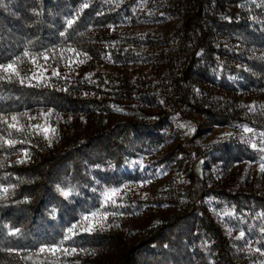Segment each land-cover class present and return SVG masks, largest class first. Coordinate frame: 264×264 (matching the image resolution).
<instances>
[{"label":"trees","instance_id":"obj_1","mask_svg":"<svg viewBox=\"0 0 264 264\" xmlns=\"http://www.w3.org/2000/svg\"><path fill=\"white\" fill-rule=\"evenodd\" d=\"M17 57L0 72V118L24 127L0 120L16 141H0V264H33L97 211L76 254L33 260L264 264V0H0V64Z\"/></svg>","mask_w":264,"mask_h":264},{"label":"snow or ice","instance_id":"obj_2","mask_svg":"<svg viewBox=\"0 0 264 264\" xmlns=\"http://www.w3.org/2000/svg\"><path fill=\"white\" fill-rule=\"evenodd\" d=\"M84 7H88V5L85 3ZM73 23V21H68V25L71 26V24ZM30 54L25 51L24 52V56L28 57ZM45 59H48L47 55H44ZM20 60L19 57H17L16 60H13L11 63L9 64H0V72H3L6 74V76L8 78H10L12 75L15 76H19L20 73L17 70V63ZM32 62L35 64L36 63V59L33 58ZM53 74H58V73H53ZM5 77H0V79H4ZM23 115H27V113L23 114ZM47 115H50L47 114ZM11 123L9 122V119L7 117H2L0 118V120L3 121V123H6L8 125L9 128L11 129H15L17 131H24V127L23 125L19 124V118L17 116H12L11 118ZM35 129H39L40 131L44 132L45 134H47L49 131H51L52 133H55V129H50L48 127H44L42 125H34L32 126ZM244 131L246 133H250L253 131V129L251 128H245ZM11 135V133H9V136ZM262 136H264V133L261 134ZM0 141H2L3 145H7V146H12L16 143L15 140L12 139H4L3 137H0ZM253 148H256L257 145L255 143H252L251 145ZM259 151L264 152V147H261L259 149ZM25 155H27V153H25ZM261 161H264V156H261ZM22 162V161H21ZM260 170L262 172H264V163L260 164ZM3 191L6 193L8 191L7 188L3 189ZM119 189H109L107 191H105L102 196H103V200H102V206L103 207H108L109 204H111L112 206H117L116 205V200L114 199V197H116L117 195H119ZM62 194L67 197L70 195L69 192H62ZM116 213H111V215H115ZM110 215V213L108 212H90L89 214H86L84 216H82L80 221H77L76 223L72 224L67 230H66V234L64 235L63 239L59 242V243H53V244H42L39 248L36 249V251L34 253H30L28 255H25L22 257V259H24L25 261H33V264H37L36 260H33V257H40L41 254L43 253H51L53 255H55L58 252H62L64 255H73L77 253V248L76 247H67L65 246L66 242L68 241H72V243L74 244V237L80 232H88L91 233L92 231L96 230L97 225L99 227H103V220H107L108 216ZM96 217H101L100 221H96L94 223H85L88 221H92L94 220V218ZM19 230H16V232H18ZM262 231H264V229H262ZM13 235H15L16 233L13 232ZM244 237V232L241 231L240 232V236L237 237L238 239L243 238ZM5 251H7L8 253H13L15 252L16 255H20V251L21 250H17V249H13V248H8V249H4ZM80 252H85V249H79ZM257 251H259V249H257ZM38 264H52L51 261L46 262L45 260L41 259L38 261Z\"/></svg>","mask_w":264,"mask_h":264},{"label":"rangeland","instance_id":"obj_3","mask_svg":"<svg viewBox=\"0 0 264 264\" xmlns=\"http://www.w3.org/2000/svg\"><path fill=\"white\" fill-rule=\"evenodd\" d=\"M198 121V120H197ZM179 130H180V137L181 139L184 140V142L187 144L186 147L189 149L191 148V141L193 139V136L198 132V122H195V120H185L181 122L179 125ZM220 132V130H215L214 134ZM194 151V149H192ZM184 160L183 158L180 159V161ZM200 161V158L196 159V163ZM197 173L200 175V170L199 168L197 169ZM200 178V177H199ZM196 191L197 194L201 193V187L199 183H196Z\"/></svg>","mask_w":264,"mask_h":264},{"label":"built area","instance_id":"obj_4","mask_svg":"<svg viewBox=\"0 0 264 264\" xmlns=\"http://www.w3.org/2000/svg\"><path fill=\"white\" fill-rule=\"evenodd\" d=\"M194 117L196 118L197 116H194ZM237 132L242 133V130L238 129ZM262 144H263V140L262 139H258L256 141L257 149H260L262 147Z\"/></svg>","mask_w":264,"mask_h":264}]
</instances>
